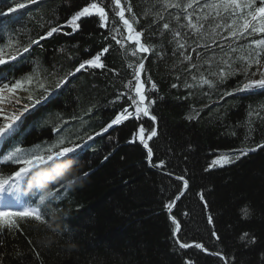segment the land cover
<instances>
[{"label":"trees","instance_id":"1","mask_svg":"<svg viewBox=\"0 0 264 264\" xmlns=\"http://www.w3.org/2000/svg\"><path fill=\"white\" fill-rule=\"evenodd\" d=\"M89 2H0V11L8 13L0 16V47L9 39L14 45L6 49L7 63L0 65V87L16 81L23 83V88L12 94L15 97H10L0 108V127L7 122L5 115H21V120L16 122L18 131L6 140L0 139V179H8L18 170L19 166L3 159L14 147L35 152L60 139H65L64 146H70L68 141L82 144L88 135L100 132L127 106L126 98L115 105L111 101L132 79L128 63H134L135 58L125 57L114 41L104 40L106 29L98 27L97 17L83 18L80 31L73 35L55 33L17 61H12L8 55L16 48L22 51L23 45L44 35L50 27L63 25ZM184 2L186 0H181ZM21 3L25 4L24 8L17 7ZM130 3L140 20L138 28L156 21L151 31L158 28L164 31L163 36L157 33L149 39L159 55L149 53L145 62L159 89L153 95L162 97L153 106L158 118V136L149 141L154 150L153 159L165 161L169 171L189 180L188 192L173 209L181 223L183 238L188 242H201L210 251L220 252L225 259L195 248L182 250L173 243V225L163 205L172 199L182 182L148 166L146 150L138 142L129 143L136 131V122L126 121L88 141L91 147L85 145L74 159L55 160L40 169L58 180L66 177L75 182L67 186V191L56 194L59 199L40 206L47 224L29 217H16L13 223L17 227L0 228V264H185L186 260L194 264H264V148L234 164L205 171L219 154L264 143V91L237 93L219 100L224 91L233 90L244 76L238 73L219 83V77L209 75L219 71L222 59H228L215 45L212 47L216 56L211 67L203 64V56L197 59L196 52L187 54L192 56L193 62L201 64L205 78L217 81V86L185 89L182 86L185 78L194 83L186 71L189 62L173 54L176 45L172 33L162 29L163 21L156 16L164 0H130ZM10 7L15 11L8 12ZM106 10L111 19V10ZM168 12L177 10L168 9L164 12L165 19H169ZM128 15L126 13V17ZM213 25L211 19L205 22L206 27ZM171 26L177 27L174 21ZM179 31L182 35L176 39L195 47L192 40L186 41L183 35L190 30L180 28ZM216 39L225 43L219 36ZM106 44H112L110 54L102 57L106 69L77 73L61 88H55L60 77ZM197 52L205 50L198 48ZM206 54L212 55L211 52ZM242 54L238 51L233 55ZM37 68L39 75L33 76ZM255 70L254 66L251 71ZM191 72L199 77L196 69ZM28 76H33L31 82L26 79ZM249 79H259V74ZM41 83L51 97L33 107L29 95L33 100L46 95L39 86ZM172 83L181 87L173 89ZM189 91L194 95L184 99ZM205 91L209 95H204ZM25 103L29 106L27 112L23 110ZM193 108L200 114L198 119L189 120L186 117L195 115ZM250 111L252 116H249ZM144 123L150 122L145 119ZM84 173L89 175L84 176ZM40 180L42 177L33 175L31 188L44 194L50 190L49 186L62 183L43 180L39 185L36 182ZM201 192L207 208L198 195ZM35 200V196H27L28 203L37 206L38 202L33 204ZM209 214L213 217L211 225L207 220ZM213 230L219 236L218 241L211 236ZM244 233L248 236L242 240ZM252 237L256 240L254 244L250 243Z\"/></svg>","mask_w":264,"mask_h":264},{"label":"snow or ice","instance_id":"2","mask_svg":"<svg viewBox=\"0 0 264 264\" xmlns=\"http://www.w3.org/2000/svg\"><path fill=\"white\" fill-rule=\"evenodd\" d=\"M3 2V0H0ZM41 0H29L31 4H39ZM19 8H24L25 4L21 3L17 5ZM110 9L112 17H109ZM168 9H176V13L168 12L169 19H165L164 12ZM190 10V11H189ZM15 8H9L8 12H14ZM126 13L129 15L126 17ZM7 12L0 11V16L7 15ZM158 20L163 21L162 29L168 30L172 33L175 40V47L173 48V54L182 57L183 61L189 62V67L186 71L191 75V80L194 83L189 82L185 78L183 87L188 90L195 89L197 87L208 86V89H213L217 86V81L211 78H205L203 72H201V64L193 62L192 56L188 55V51L196 52L197 59L204 57L203 64H207L211 67L215 60L216 52L212 47L219 48L224 52L228 59H222L219 71L210 72L211 77H219V83H223L227 78L242 73L244 79L237 84V86L231 91H224L219 100H224L225 97L233 96L237 93H249L256 90L264 91V71H261V66L264 65V0H186L181 3V0H164L163 7L156 13ZM98 18V27L106 29L104 40H111L115 42L122 50L125 57L131 56L135 58V62H129L128 67L132 69V79L127 81L123 85L124 91H117L115 99L111 101L113 105L120 103L122 100L127 101V106L122 107L115 117L104 127L100 132H96L94 135H88L87 140H84L82 144L75 141H68L70 146H64L65 139L58 140L57 143L50 146L38 149L35 152L25 150L22 147H14L11 151L3 157V159L10 161L11 163L19 166L18 170L8 177V179H0V191L4 190V185L10 184V192H16L23 195H33L36 200L33 204L37 206L29 205L25 207L23 211H0V228L12 230L17 227L13 223V219L16 217L25 218L29 217L35 221L41 223H48L47 219L42 214V208L40 206H46V202H53L55 199H59L56 195L62 191H67V186H70L75 182V179L69 180L67 183L62 182L59 186L53 184L50 186V190L44 194L38 189H32L29 187V181L32 179L34 173L43 167L50 165L55 160H64L76 156L78 150L82 151L85 145H88V141L95 139V136H101L104 133H108L113 126H119L126 121H134L136 131L132 134V139L129 140L130 144L139 143L143 149L146 150V161L150 168L161 170L163 175L174 177L176 181L182 182L179 190L173 195L172 199L168 200L163 207L167 210L171 224L173 225L172 237L173 243L178 246L179 249L195 248L203 253H207L212 256H219L221 260L225 257L216 251H210L201 242H188L185 240L181 233V223L177 219L173 212V209L177 206V203L186 195L189 190V180L184 175H175L167 169L165 161H156L153 159L154 150L150 146L149 141L158 136V118L153 112V106L162 97L153 93H158V85L152 79L149 69L146 68L145 62L148 60V55L158 56L155 46L148 41L152 36H163L164 31L157 29L151 31L155 26L156 21H150L145 25L143 29L138 28L140 20L136 13L133 11L130 0H90L88 4L76 11L63 25H57L50 27V29L39 38H35L29 41L27 45L22 46V51L16 48L14 52H9L12 61H17L18 57L23 58L25 54H29L33 46H40L41 42L47 38L52 37L55 33L63 32L64 35H73L80 31L81 22L83 18ZM118 18V20H117ZM209 19L214 21L213 26L206 27L205 22ZM175 22L177 27L171 26L172 22ZM182 21H187L183 23ZM64 28L71 29L70 32L63 31ZM180 28H187L190 31L184 33L185 40H192L195 47H191L185 42H181L176 39L182 35ZM223 29V31H221ZM148 32L146 36L145 33ZM126 33V34H125ZM221 37L225 43H220L216 37ZM259 36V39H252V37ZM241 40L248 41L247 44H240ZM235 43L236 46H233ZM12 41H9L0 47V65L7 63L5 59L6 49L13 48ZM198 48H203L205 52H197ZM112 44H106L100 50H98L91 58L81 61L74 70L67 72L63 77H60L55 88L59 89L62 85L69 82L70 77L76 76L77 73H82L88 69H106L107 65L103 62L102 57L106 54H110ZM87 50V49H86ZM242 52V55L234 56L237 52ZM211 52L212 55L208 56L206 53ZM255 66L256 70L251 71ZM191 69H196L199 73V77L191 72ZM142 74L144 79H142ZM259 74V79H249V76H255ZM39 75V69L33 74V76ZM33 76H28L26 79L31 82ZM179 80V76L177 77ZM148 85V87H146ZM44 88L46 93L42 98H36L33 100L29 95L28 100L32 101V106L41 104V100H49L51 93L44 86L43 83L39 85ZM181 85L178 83H172L171 88L178 89ZM23 88L21 81L8 85L4 84L0 87V93L8 92L15 93L17 90ZM194 95L192 91H189L188 95L183 97L188 99ZM204 95H209V92L205 91ZM179 98V97H178ZM16 100V103H19ZM24 112L29 110L27 103L24 105ZM91 111V109L89 110ZM195 115H189L186 117L189 120L198 119L199 112L193 108ZM253 112H249V116H252ZM259 115V113H257ZM147 119L150 123L145 124L144 120ZM4 120L7 121L0 127V139H8L12 137L19 129V125L16 123L21 120V115H5ZM59 131V129H57ZM111 137H109L110 139ZM77 139H80L77 137ZM247 139V137H245ZM91 147V145H88ZM264 148V143L256 145V147H245L239 149H233L229 152L219 154L216 158H213L205 171H209L213 168L224 167L238 162L242 157L248 155L251 152L257 151V149ZM107 159V157H105ZM84 176L89 173H84ZM163 193V189H161ZM200 200L203 202L205 208H207V201L203 195V192L198 193ZM187 215V213H184ZM208 223L213 224V217L209 214L207 217ZM50 227V225H48ZM211 236L217 241L219 236L213 230ZM248 234L244 233L241 237L243 240ZM256 242L255 237H252L250 243ZM39 258V253L36 254ZM185 264H194L191 260H186Z\"/></svg>","mask_w":264,"mask_h":264},{"label":"clouds","instance_id":"3","mask_svg":"<svg viewBox=\"0 0 264 264\" xmlns=\"http://www.w3.org/2000/svg\"><path fill=\"white\" fill-rule=\"evenodd\" d=\"M59 175V174H58ZM34 176L35 177H42V180L40 181H37L36 183L39 184V185H42V181L43 180H47V181H50L52 183H58V182H64V183H67L70 179L69 178H66V177H60V179L58 180L57 177H54L52 176L51 173H45L43 172L42 170H38L34 173ZM33 186V184L29 183V187L31 188ZM50 187V186H49Z\"/></svg>","mask_w":264,"mask_h":264},{"label":"rangeland","instance_id":"4","mask_svg":"<svg viewBox=\"0 0 264 264\" xmlns=\"http://www.w3.org/2000/svg\"><path fill=\"white\" fill-rule=\"evenodd\" d=\"M261 71H264V67L261 66ZM257 76V75H255ZM13 93H8V92H2L0 93V108H2V105L4 102H6L10 97H15L12 95Z\"/></svg>","mask_w":264,"mask_h":264},{"label":"bare ground","instance_id":"5","mask_svg":"<svg viewBox=\"0 0 264 264\" xmlns=\"http://www.w3.org/2000/svg\"><path fill=\"white\" fill-rule=\"evenodd\" d=\"M215 257H218V256H215Z\"/></svg>","mask_w":264,"mask_h":264}]
</instances>
